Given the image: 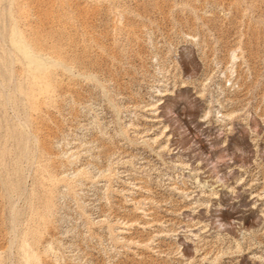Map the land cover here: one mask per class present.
Wrapping results in <instances>:
<instances>
[{
	"label": "rangeland",
	"instance_id": "rangeland-1",
	"mask_svg": "<svg viewBox=\"0 0 264 264\" xmlns=\"http://www.w3.org/2000/svg\"><path fill=\"white\" fill-rule=\"evenodd\" d=\"M0 264H264V0H0Z\"/></svg>",
	"mask_w": 264,
	"mask_h": 264
}]
</instances>
